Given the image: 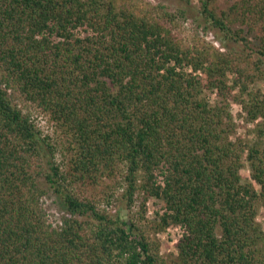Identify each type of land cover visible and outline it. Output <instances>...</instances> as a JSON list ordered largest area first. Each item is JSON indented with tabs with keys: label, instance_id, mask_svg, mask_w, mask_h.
<instances>
[{
	"label": "trees",
	"instance_id": "trees-1",
	"mask_svg": "<svg viewBox=\"0 0 264 264\" xmlns=\"http://www.w3.org/2000/svg\"><path fill=\"white\" fill-rule=\"evenodd\" d=\"M221 1L199 14L240 49L144 0H0V264H264V0Z\"/></svg>",
	"mask_w": 264,
	"mask_h": 264
},
{
	"label": "rangeland",
	"instance_id": "rangeland-1",
	"mask_svg": "<svg viewBox=\"0 0 264 264\" xmlns=\"http://www.w3.org/2000/svg\"><path fill=\"white\" fill-rule=\"evenodd\" d=\"M148 1L152 4H162L166 7L167 11L175 13L179 9H183L185 12V18H180V29L181 35L185 38L186 41H206L213 45L215 48L220 50H228V49H240V47L235 43L226 42L221 40L222 35L218 30L211 28L207 23L204 22L203 18L199 14L197 0H191L190 3H185L182 0H144ZM232 0H222L220 3L222 6H225L227 3H231ZM254 87H261L264 90V82H260L254 85ZM210 98L215 99L214 93H209ZM230 111L233 115L234 122L237 125V134L238 135H246L249 129L252 128L251 122H246L245 114L240 108V104L230 100ZM32 117L39 127L42 128L44 132L51 133L52 129L49 126L46 118L43 117L42 114L37 111L32 112ZM248 169H244V174H248ZM118 190V192H120ZM103 191H98V196L103 197ZM110 193V192H109ZM117 193V192H116ZM113 198H110L111 204L107 206L108 210L111 212L119 211L121 215L125 217L127 214L126 208L116 200L113 201ZM104 203V202H103ZM102 203V204H103ZM106 205V204H104ZM43 207L45 209V213L48 221L53 226H58L62 223L63 217L66 216V211L61 208V205L57 199L55 193L48 189L47 193L43 197ZM161 207V203L156 199H150L147 203L149 217H152L153 211L159 209ZM259 221H263V214L260 212L258 216ZM180 229L168 227L164 232L157 234L158 238L161 242L160 252L167 256L170 253L175 254L176 250V241L179 237Z\"/></svg>",
	"mask_w": 264,
	"mask_h": 264
},
{
	"label": "built area",
	"instance_id": "built-area-1",
	"mask_svg": "<svg viewBox=\"0 0 264 264\" xmlns=\"http://www.w3.org/2000/svg\"><path fill=\"white\" fill-rule=\"evenodd\" d=\"M177 229V228H176Z\"/></svg>",
	"mask_w": 264,
	"mask_h": 264
}]
</instances>
